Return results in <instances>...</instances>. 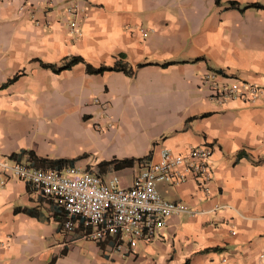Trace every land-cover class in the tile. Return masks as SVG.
<instances>
[{"label":"crops","instance_id":"obj_1","mask_svg":"<svg viewBox=\"0 0 264 264\" xmlns=\"http://www.w3.org/2000/svg\"><path fill=\"white\" fill-rule=\"evenodd\" d=\"M229 1L264 7V0H0V85L17 75L0 90L1 162L42 169L30 151L104 180L114 174L128 187L160 149L211 150L206 196L194 177L157 183L160 198L197 214L169 216L131 252L113 249L110 238L84 239L78 221L62 231L55 203L0 169V264H260L264 9L239 11ZM118 54L132 75H90L83 64L54 74L34 62L78 56L110 67ZM208 72L220 83L253 84L260 95L217 105L201 84Z\"/></svg>","mask_w":264,"mask_h":264},{"label":"built area","instance_id":"obj_2","mask_svg":"<svg viewBox=\"0 0 264 264\" xmlns=\"http://www.w3.org/2000/svg\"><path fill=\"white\" fill-rule=\"evenodd\" d=\"M140 35L146 37L145 32ZM201 84L211 90L209 99L217 105L231 100L248 103L260 95L257 87L250 83L217 82L213 72L205 73ZM210 155L211 150L204 146L188 147L182 154L160 149L156 160H150L134 175L128 187H121L116 175L104 180L93 171L70 166L44 170L0 161V169L30 185L39 197L52 200L63 213L62 231H71L73 222L79 220L84 239L99 242L110 238L113 249L125 246L131 252L137 241L148 240L160 230L169 216L197 214L180 203L160 198L155 185L175 186L194 177L199 180L198 189L206 196L211 176L207 164ZM258 262L264 264V253L258 256Z\"/></svg>","mask_w":264,"mask_h":264},{"label":"trees","instance_id":"obj_3","mask_svg":"<svg viewBox=\"0 0 264 264\" xmlns=\"http://www.w3.org/2000/svg\"><path fill=\"white\" fill-rule=\"evenodd\" d=\"M228 8H235L238 9L239 11L248 9V8H254V9H264V7L257 5V4H248L245 6H242L241 8L238 7V5L235 2L229 1L228 3ZM34 62L38 63V66L42 69L45 70H49L50 72L57 74L61 71L64 70H68L70 69L72 66L77 65V64H83L84 65V70L87 74L90 75H100L104 72H121L125 75H132V70L131 68L127 65V63L125 62L124 59V55L123 54H118L115 58V61L113 63L112 66L110 67H106V66H98V67H92L86 63H84L83 59L78 57V56H70L67 58H63L61 60V62L59 63V65H55V64H48V63H43L39 60H34ZM140 65H138L139 67ZM17 78V75H14L11 79H9L6 83L0 85V90L5 88L6 86H8L9 84H11L12 82H14ZM21 153L19 154H12L9 156V159L11 160H18L19 156ZM27 154V156L29 157V160L32 162V164H36L39 163L41 165V168L44 170H59L62 167L65 166H70L71 165V161L70 160H49V159H40L37 158L32 152H27L24 153ZM147 159V157L142 158V159H136L137 162H141L143 160ZM121 164H127V163H131L132 160L131 159H124L122 161H119ZM116 163V161L112 160L109 162H100L97 164L98 167V171L100 170V172L102 170H108L109 167H113L114 164ZM63 215V213H62ZM78 222H80L78 220ZM48 264H51L48 263ZM186 264V263H184Z\"/></svg>","mask_w":264,"mask_h":264},{"label":"rangeland","instance_id":"obj_4","mask_svg":"<svg viewBox=\"0 0 264 264\" xmlns=\"http://www.w3.org/2000/svg\"><path fill=\"white\" fill-rule=\"evenodd\" d=\"M120 176H121V179H122V183L123 184H128V181H129V178H128V174H125V173H119ZM114 175V174H112ZM120 180V179H119ZM121 186V185H120ZM122 187V186H121ZM155 188H156V191L158 193H160V185L159 184H156L155 185Z\"/></svg>","mask_w":264,"mask_h":264}]
</instances>
